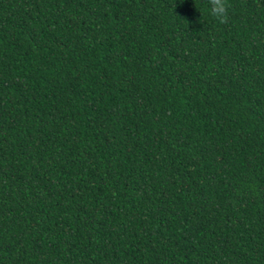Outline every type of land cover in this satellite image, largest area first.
Here are the masks:
<instances>
[{"label":"trees","instance_id":"trees-1","mask_svg":"<svg viewBox=\"0 0 264 264\" xmlns=\"http://www.w3.org/2000/svg\"><path fill=\"white\" fill-rule=\"evenodd\" d=\"M0 264H264V0H0Z\"/></svg>","mask_w":264,"mask_h":264},{"label":"clouds","instance_id":"clouds-1","mask_svg":"<svg viewBox=\"0 0 264 264\" xmlns=\"http://www.w3.org/2000/svg\"><path fill=\"white\" fill-rule=\"evenodd\" d=\"M210 13L220 23L226 22L227 19V0H208Z\"/></svg>","mask_w":264,"mask_h":264}]
</instances>
